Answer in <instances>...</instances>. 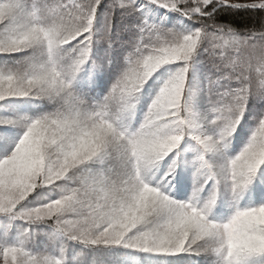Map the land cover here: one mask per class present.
Segmentation results:
<instances>
[{
	"label": "snow or ice",
	"instance_id": "6c2138e0",
	"mask_svg": "<svg viewBox=\"0 0 264 264\" xmlns=\"http://www.w3.org/2000/svg\"><path fill=\"white\" fill-rule=\"evenodd\" d=\"M0 223V264H264V0H0Z\"/></svg>",
	"mask_w": 264,
	"mask_h": 264
},
{
	"label": "trees",
	"instance_id": "16d2710c",
	"mask_svg": "<svg viewBox=\"0 0 264 264\" xmlns=\"http://www.w3.org/2000/svg\"><path fill=\"white\" fill-rule=\"evenodd\" d=\"M237 25L239 26H243L246 23H250L253 19H255V16L252 15L250 12H243L238 16L232 17L231 18ZM240 147V141H234L232 147L230 148V152L228 154H232L235 150H238ZM189 158H191V156H185L186 159V165L190 164L189 162ZM217 159H221V157L216 156ZM179 178H180V183L182 185V192L183 193H187L190 194L191 193V186H192V176H191V171L188 168L187 171H184L183 175H180L179 173ZM3 227V224L0 223V228Z\"/></svg>",
	"mask_w": 264,
	"mask_h": 264
},
{
	"label": "rangeland",
	"instance_id": "374dc122",
	"mask_svg": "<svg viewBox=\"0 0 264 264\" xmlns=\"http://www.w3.org/2000/svg\"><path fill=\"white\" fill-rule=\"evenodd\" d=\"M140 118H142V111H141V110H138L135 119L139 120ZM186 147H187V146H186ZM230 150H231V149H228L227 152L229 153ZM185 156H191V158H192L193 153H192L190 150H189V151H186V152H185ZM191 158H189V161L191 160ZM215 159H217V158L215 157ZM188 168H189L190 171H191L190 164H187V165L185 164L184 167H182L181 170L179 171L180 175H183V174H184V171H185V170L187 171ZM191 176H192V174H191ZM177 179L180 180V178H179V174H178V176H177ZM1 224H2V223H1Z\"/></svg>",
	"mask_w": 264,
	"mask_h": 264
}]
</instances>
